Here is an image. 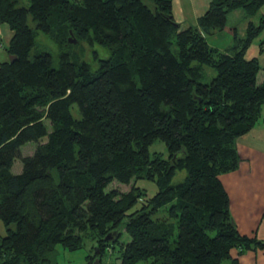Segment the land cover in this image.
Returning a JSON list of instances; mask_svg holds the SVG:
<instances>
[{
    "label": "trees",
    "instance_id": "obj_1",
    "mask_svg": "<svg viewBox=\"0 0 264 264\" xmlns=\"http://www.w3.org/2000/svg\"><path fill=\"white\" fill-rule=\"evenodd\" d=\"M262 6L212 0L198 26L182 28L173 0H0V23L14 32L0 62V264H59L57 246L76 251L87 229L99 238L87 264L118 244L112 264H240L263 249L238 230L220 178L239 167L237 139L263 118L264 67L246 57L264 31V14L253 20ZM236 9L250 19L246 36L232 52L210 45ZM72 34L109 56L72 53ZM29 142L37 147L25 155ZM134 178L155 181L157 193L110 188Z\"/></svg>",
    "mask_w": 264,
    "mask_h": 264
},
{
    "label": "crops",
    "instance_id": "obj_2",
    "mask_svg": "<svg viewBox=\"0 0 264 264\" xmlns=\"http://www.w3.org/2000/svg\"><path fill=\"white\" fill-rule=\"evenodd\" d=\"M211 2L212 0H173L174 17L182 28L198 26L200 17L207 12ZM263 14L264 6L253 20L257 22ZM249 21L243 9L230 12L225 27L207 35L210 45L232 52L235 37L246 36ZM13 34L7 23H0V37H8L10 42ZM211 37H231V40L227 39L222 44L216 40L213 44L210 41ZM262 42L264 31L253 41L246 57L248 59L257 57L264 67ZM261 72L262 70L258 78ZM236 145L240 157L239 167L222 174L220 178L229 194L231 211L240 233L264 240V108L263 118L248 133L240 136ZM240 264H264V248L247 251L240 256Z\"/></svg>",
    "mask_w": 264,
    "mask_h": 264
},
{
    "label": "rangeland",
    "instance_id": "obj_3",
    "mask_svg": "<svg viewBox=\"0 0 264 264\" xmlns=\"http://www.w3.org/2000/svg\"><path fill=\"white\" fill-rule=\"evenodd\" d=\"M24 4H28V0H24ZM68 34V33H67ZM66 34V35H67ZM41 37V43H42V47L45 49H48L50 51H54L57 49L56 44H54L52 41L44 39L42 37L45 36H40ZM75 37L73 34L70 35L68 37L69 38H73ZM221 39V40H220ZM227 39L231 40V37H220V38H210L211 43L215 44L216 40H219L218 43L222 44L223 42L227 41ZM9 46V38L8 37H0V62H4L8 59V53H7V47ZM72 53H77L78 55H80L81 58H89L92 56L94 51H97L99 53V57L100 58H105L108 57L110 52L102 47L99 44H96L94 47L91 48V52L88 48H86V46L83 43L80 44H74L72 43L71 49ZM263 68V67H262ZM261 75L258 78V82H261L262 78L264 77V70L261 69ZM211 76L216 75V71L215 70H211ZM73 109V113L74 116L76 117L77 120H81V115L79 114L77 107L74 105ZM43 122V129H46V132H49L51 130V122L44 119L42 120ZM46 135V134H45ZM47 139V136H43L41 138V142H44ZM37 147V143L36 142H29L25 147H23V154L27 155V154H33L34 150ZM157 151L160 155H163L164 157H168V151L166 150L165 146L162 143H156L155 145H153L151 147V151ZM22 170V163L20 161L16 162V164L14 165V167L12 168V171L14 173H18ZM186 177V173L182 172V173H178L174 179V182H179L182 181L184 178ZM133 185H137L141 188V190L144 192L146 189V193L148 197H152L154 196L157 191H158V186L157 183L155 181H151V180H145V179H132L130 181L129 184H125L123 182L120 181H115L110 188H117L118 190L122 191V192H128L132 189ZM145 188V189H144ZM143 196V194H142ZM141 203L139 205H137L135 208H133L132 211H135L137 209L142 208L143 206V202H145V198L141 197ZM169 205H166V207H168ZM165 208V207H164ZM164 208H161L155 217L157 216H164L165 214V210ZM7 232L6 230V226L4 224V222L0 219V234L5 235ZM82 236H83V243L81 245V247L79 249H77L76 251H69L65 248H63V246L58 245L56 248V252L55 255L53 256L55 261H57L59 264H87V256L91 253L92 247H94V241H98L99 238H95V232L91 229H87L85 231L82 232ZM125 237H127L125 235ZM95 238V239H94ZM118 248H119V244L117 245L116 251L115 253L112 254H108V253H103V264H112V262L114 261L115 257L117 255H119L118 252ZM119 263V261H117V264ZM223 264H230L229 260H226L223 262Z\"/></svg>",
    "mask_w": 264,
    "mask_h": 264
},
{
    "label": "water",
    "instance_id": "obj_4",
    "mask_svg": "<svg viewBox=\"0 0 264 264\" xmlns=\"http://www.w3.org/2000/svg\"><path fill=\"white\" fill-rule=\"evenodd\" d=\"M69 42L70 43H77V40L76 39H73V38H69ZM10 59L12 61H14L16 59V57L14 58V57L10 56ZM120 232H121V229H118L117 231H114V232L109 233L105 237V240L106 241H115L118 238ZM93 264H101V259L99 257L96 258L95 261L93 262Z\"/></svg>",
    "mask_w": 264,
    "mask_h": 264
}]
</instances>
